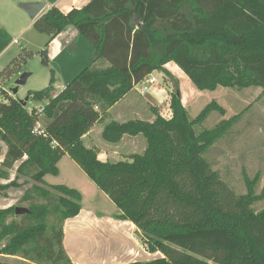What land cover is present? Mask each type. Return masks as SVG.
I'll use <instances>...</instances> for the list:
<instances>
[{"label":"trees","instance_id":"trees-1","mask_svg":"<svg viewBox=\"0 0 264 264\" xmlns=\"http://www.w3.org/2000/svg\"><path fill=\"white\" fill-rule=\"evenodd\" d=\"M48 1L54 5L58 0ZM70 27L93 45L94 63L104 59L110 67H87L55 96L52 77L47 89L29 92L26 107L2 89L0 155L2 144L7 153L0 181L8 183H0V197L21 187L19 177L28 175L48 187L33 188L48 202L32 203L31 212L21 216L23 222H7L17 216L14 208L0 210V264H9L3 259L11 257L34 264H73L63 247V225L80 214L82 195L44 181L59 175L65 156L116 205L117 219L137 227L147 250L164 256L132 264H264V210L253 209L259 178L244 176L247 193L237 195L204 157L240 115L198 133L195 128L211 113L225 115V110L213 101L191 119L176 81L170 119L155 109L153 122L105 125L102 138L109 144L143 136L142 154L102 162L82 140L148 76H170L165 69L169 63L201 92L260 88L264 94V0H93L68 14L52 7L34 22L37 31L50 37L40 52L44 65L50 64V42ZM20 61L15 59L0 78L10 79ZM32 100L43 103L41 108L29 110ZM38 124L40 131L35 132ZM53 192L58 196L51 206ZM24 199L34 201L29 193ZM49 216H56L59 226L50 227Z\"/></svg>","mask_w":264,"mask_h":264},{"label":"rangeland","instance_id":"rangeland-1","mask_svg":"<svg viewBox=\"0 0 264 264\" xmlns=\"http://www.w3.org/2000/svg\"><path fill=\"white\" fill-rule=\"evenodd\" d=\"M26 1L28 0H0V76L4 67L10 65L15 59L21 60L18 70L11 76L10 80L8 82L2 81L3 83L0 84V101L4 102L6 95L3 94L2 89L14 96L16 81L22 74H30L26 85L20 86L18 93L15 95V97L23 100L28 97L29 92H41L50 87L52 77L54 78L52 88L56 95L87 67L97 68L95 65L91 66L92 62L89 63L90 57L87 59L86 64H83L86 60L83 63L82 61L80 62L81 59L85 58V51H87L88 55L90 51L95 53L93 45L84 37H81V40L86 43L88 49L82 48L77 58H70V60L65 62L68 58L64 57L62 60L55 59L54 61H50L49 65H44L40 52L45 49L50 37L33 27L31 29L27 28L29 22L27 23L22 20L20 16V14L26 12L22 8V5ZM15 41L18 43L15 44ZM69 48L73 50L74 45L70 44ZM73 61L77 63L74 67H72L74 65ZM98 67L102 68V66ZM155 76L159 78V84L165 89L166 87L172 91L175 89L177 80H165L164 82L167 85H164L160 74L156 73ZM168 82H170V85H168ZM168 89L166 90L168 91ZM204 92L205 97L201 102H198V105L200 103L201 105L198 106L197 111L189 108L188 110L185 107L191 119L198 117L203 109L213 101H216L225 110V115L218 112L213 113L202 125L195 128L198 133L204 130H211L222 121L230 120L240 115L219 141L205 152L204 157L212 165L213 169L220 173L222 179L237 195L247 193L244 176H247L250 180L258 177L259 182L256 184L254 192L258 200L253 205V209L256 212H260L264 210V94L262 93V89L250 88L240 91L238 89L220 87L216 92ZM51 95L53 96V93ZM42 104L33 100L29 102L31 110L33 108H41ZM152 110H155V108L153 107ZM161 116L169 119L167 110H164ZM44 123L45 120L42 119V127ZM2 146L4 149L1 155L4 156L7 147L5 144H2ZM130 146L135 151L131 155L142 154L146 149V142L140 139L135 145L130 144ZM130 148H124L123 150L130 151L128 150ZM142 149L144 150L143 152H141ZM2 156H0V166L5 159ZM62 161L60 164L61 177H47L45 180L48 184L64 185L72 189L75 188L79 192H86V203L90 206L98 205L102 208V211L117 210V207L109 199H105V195H103L100 189H93L94 187H91V180L69 156H65ZM17 165L10 172L11 181L16 178ZM0 183L7 184L8 182L0 181ZM18 183L21 187L10 188L6 191L5 195L0 197V210L8 208L28 209L32 203L43 204L48 202L39 198L33 191L34 186L48 188L47 186L34 182L28 175L20 176ZM92 192H98V195L96 196ZM26 193H29L34 201L25 200ZM57 196L58 194L53 192V198L49 202L51 206L55 204ZM12 221L23 222L21 216L10 217L7 220L8 223ZM48 224L50 227L53 225L59 226L57 217L49 216ZM51 233L52 230L50 229L48 234L50 235ZM21 259L20 257H13V259L6 258L3 260L9 264H26L22 263Z\"/></svg>","mask_w":264,"mask_h":264},{"label":"crops","instance_id":"crops-1","mask_svg":"<svg viewBox=\"0 0 264 264\" xmlns=\"http://www.w3.org/2000/svg\"><path fill=\"white\" fill-rule=\"evenodd\" d=\"M92 1L93 0H58L54 5H52L48 0H28L26 3H45L46 8L43 11V16L52 7H56L63 14H68L74 9H83ZM20 16L22 20L27 23L29 22V25L27 26L28 29H31L32 27L34 28V22L42 17L41 16L36 20H32L26 12H23ZM81 37L83 36H81L76 29L72 27L66 29L63 33L51 41L48 47L49 61H54L55 59L62 60L64 57H67L68 59L65 60L66 62L70 60V58H77L82 48L88 49L86 43L81 40ZM70 44L74 45L73 50L69 48ZM85 52V58L80 60L82 63L86 60L83 64H86L87 59L90 57L89 63L92 62L91 66L95 65L98 69H106L110 67V64L104 59H99L94 63L95 53L88 51L90 53L88 55L87 51ZM73 63L74 65L72 67L77 64L75 61H73ZM98 66H102V68H99ZM4 69H6V67H4ZM4 69L1 72H3ZM165 69L170 76H167L163 72H154L151 74L150 78H155L156 80L154 84L150 85L147 81L143 80L144 82L142 81V83L138 84L124 99L108 111V115L104 123L96 124L91 131L83 137L82 140L85 146L90 149H95L98 153L100 161L108 162L125 160L131 155V153H135V151L130 148L132 147L130 144L135 145V143L140 139H143V141L146 142L143 136H125L120 143L109 144L102 138L103 130L106 124L112 121L126 123L134 120L153 122L155 120L154 110H152L153 107L160 115H162L164 110H167L168 118L170 119L172 117V111L170 109V93L172 90L166 87V89H168L167 91L159 84V78L155 76L156 73L160 74L163 78V82L169 79L177 80L184 107L197 111L198 106L201 105V103L198 105V102H201V100L205 97V92L199 91L188 76L175 63L167 64ZM9 80L10 79L6 80L4 78H0V84L3 83L2 81L8 82ZM164 85H167V83L164 82ZM168 85H170V82H168ZM145 86H147L146 90H144ZM52 93L53 96H55V92ZM28 108L31 110L30 105ZM213 113H211V115H213ZM124 148H130L128 149L130 151L123 150ZM3 149L4 148L2 146V152ZM143 151L144 150L142 149L141 152ZM6 153L7 150L5 151L4 156H0L5 157ZM64 158L65 157H63L62 160ZM62 160L58 164L59 175L57 177L48 175L44 178L45 182L47 177H61L62 171L60 164L63 162ZM18 167L19 163L17 165V168ZM91 183L92 184L90 185L92 188L94 187L93 189L98 188L92 181ZM46 184L50 186H60L48 184L47 182ZM80 193L82 195V209L80 214L75 218L66 220L63 225V247L73 264H132L136 262H152L157 259L164 258L161 253H150L147 250L146 245L140 239V231L132 222L116 218L120 214L118 208L117 210L113 208L114 210L102 211V208L98 205L90 206L86 203V192ZM92 193L96 196L98 195V192ZM103 195H105V199H109L106 194L103 193ZM8 259H13V257ZM21 262L26 264L30 263L24 259H21Z\"/></svg>","mask_w":264,"mask_h":264},{"label":"water","instance_id":"water-1","mask_svg":"<svg viewBox=\"0 0 264 264\" xmlns=\"http://www.w3.org/2000/svg\"><path fill=\"white\" fill-rule=\"evenodd\" d=\"M22 8L26 13L30 16L32 20H36L37 18L41 17L43 14V11L46 8L45 3H25L22 5ZM30 77V74L25 73L22 74L19 79L16 81V88L14 90V94L16 95L18 93V89L20 86H25L26 83L28 82V79ZM23 106H27L28 101H29V96L26 97L23 100H20ZM31 211L26 208H16L15 213L17 216H23L29 214Z\"/></svg>","mask_w":264,"mask_h":264},{"label":"built area","instance_id":"built-area-1","mask_svg":"<svg viewBox=\"0 0 264 264\" xmlns=\"http://www.w3.org/2000/svg\"><path fill=\"white\" fill-rule=\"evenodd\" d=\"M15 43H17V42H15ZM144 81H147L148 84L152 85V84L155 83L156 80H155V78H150V76H149V77H147ZM144 81H143V82H144ZM141 83H142V82H141ZM146 89H147V86L144 87V90H146ZM40 127H41V126L38 124V125L35 127V130H34V131H35V132H39V131H40Z\"/></svg>","mask_w":264,"mask_h":264}]
</instances>
